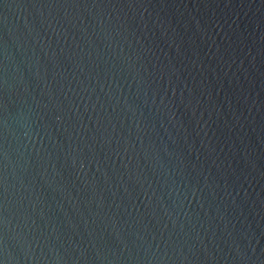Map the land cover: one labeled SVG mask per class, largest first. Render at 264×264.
<instances>
[{"label": "water", "instance_id": "obj_1", "mask_svg": "<svg viewBox=\"0 0 264 264\" xmlns=\"http://www.w3.org/2000/svg\"><path fill=\"white\" fill-rule=\"evenodd\" d=\"M0 264H264V0H0Z\"/></svg>", "mask_w": 264, "mask_h": 264}]
</instances>
